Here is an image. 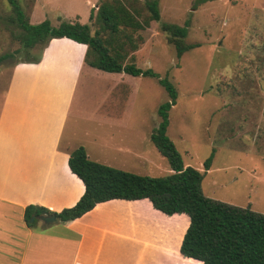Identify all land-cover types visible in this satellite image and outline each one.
<instances>
[{
  "label": "rangeland",
  "instance_id": "374dc122",
  "mask_svg": "<svg viewBox=\"0 0 264 264\" xmlns=\"http://www.w3.org/2000/svg\"><path fill=\"white\" fill-rule=\"evenodd\" d=\"M16 1L30 24L48 20L54 27L61 22L88 24L91 9L95 13L100 4V0ZM121 1L139 19L148 16L149 0ZM158 9L160 23L185 26V43L198 47L178 59L158 24L151 23L137 32L127 30L128 61L152 69L176 89L166 133L186 167L204 172V161L212 157L201 184L203 194L264 214V0H159ZM9 16L11 6L0 0V56L18 52L0 65L5 84L14 63L40 53V48L21 49L16 36L22 31ZM60 45L67 46L64 50L76 48L67 42ZM120 76L121 85L117 80L101 86L106 94L100 97L129 99L131 126L126 138L113 140L118 144L115 153L103 151L105 159L112 158L105 164L142 176L169 175L167 160L149 141L160 122L158 108L169 100L168 94L156 79ZM117 147L130 154L121 158ZM179 262L198 264L183 258Z\"/></svg>",
  "mask_w": 264,
  "mask_h": 264
},
{
  "label": "crops",
  "instance_id": "0c3cea01",
  "mask_svg": "<svg viewBox=\"0 0 264 264\" xmlns=\"http://www.w3.org/2000/svg\"><path fill=\"white\" fill-rule=\"evenodd\" d=\"M64 42L78 49L64 50ZM85 52L86 45L54 38L37 63H14L6 84L0 74V264H202L179 253L188 217L165 215L145 199L111 200L73 221L26 225L28 206L60 212L83 195L68 167L73 150L82 146L91 161L107 165L103 151L115 153L113 140L129 135L131 101L105 99L100 89L132 76L84 66ZM117 149L121 158L130 154Z\"/></svg>",
  "mask_w": 264,
  "mask_h": 264
},
{
  "label": "trees",
  "instance_id": "16d2710c",
  "mask_svg": "<svg viewBox=\"0 0 264 264\" xmlns=\"http://www.w3.org/2000/svg\"><path fill=\"white\" fill-rule=\"evenodd\" d=\"M6 1L12 9V16H9L13 20L11 22L22 31L16 37L24 51L40 48L41 53L51 39L67 38L86 45L84 66L106 73L156 79L169 99L159 106L160 122L149 136L158 153L167 160L171 171L169 175L142 176L94 162L79 146L70 153L68 167L84 185L81 198L73 207L60 212L28 206L24 211L26 225H34L35 221L29 223L32 215L45 214L55 216L57 221L69 222L82 217L99 203L145 199L165 215L185 214L188 217L189 225L179 248L183 257L202 264H264V214L216 201L203 194L201 184L210 169L212 157L204 161V172L184 166L180 153L166 133L168 111L177 99L176 89L152 69H142L128 61L124 52V41L130 38L127 34L147 29L152 23L158 24L167 44L173 47L179 59L188 50L198 47L185 43L186 27L160 23L159 0L145 3L148 16L143 19H139L138 14L121 0H100L96 12L91 9L88 24L61 22L56 27L48 20L30 24L16 0ZM17 53L2 54L0 65L13 59ZM40 53L37 57L26 58L24 62L37 63Z\"/></svg>",
  "mask_w": 264,
  "mask_h": 264
},
{
  "label": "water",
  "instance_id": "95a60500",
  "mask_svg": "<svg viewBox=\"0 0 264 264\" xmlns=\"http://www.w3.org/2000/svg\"><path fill=\"white\" fill-rule=\"evenodd\" d=\"M34 220H40L45 225L53 224L57 221L55 216L50 215H32L29 219V223H32Z\"/></svg>",
  "mask_w": 264,
  "mask_h": 264
}]
</instances>
